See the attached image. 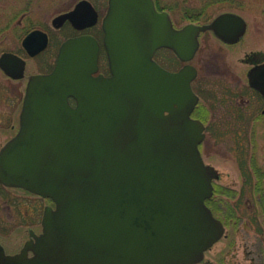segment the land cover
Wrapping results in <instances>:
<instances>
[{
	"label": "water",
	"instance_id": "1",
	"mask_svg": "<svg viewBox=\"0 0 264 264\" xmlns=\"http://www.w3.org/2000/svg\"><path fill=\"white\" fill-rule=\"evenodd\" d=\"M97 12L88 1L54 20ZM238 14H221L209 25L176 30L153 0H109L104 19L110 77L99 71V43L90 36L66 40L50 74L30 78L21 128L0 153V181L52 200L43 231L16 255L0 246V264H199L224 234L208 208L215 170L199 145L204 125L192 119L198 102L192 65L170 72L155 51L170 48L183 62L199 49V35L221 30ZM85 18H82L83 20ZM84 28V27H83ZM25 44L31 55L47 44L39 31ZM22 78L24 62L11 71ZM18 59V58H17ZM18 61V60H17ZM73 97L77 105L72 107ZM30 252L32 255H30Z\"/></svg>",
	"mask_w": 264,
	"mask_h": 264
},
{
	"label": "flooded vegetation",
	"instance_id": "2",
	"mask_svg": "<svg viewBox=\"0 0 264 264\" xmlns=\"http://www.w3.org/2000/svg\"><path fill=\"white\" fill-rule=\"evenodd\" d=\"M82 1L90 2L96 10L95 24L86 26L92 15H80V29L70 19L54 22L56 18L71 12ZM153 1L158 12L165 11L158 5V0ZM108 9L109 0H79L51 19H45L42 25H36L30 15H15L16 25L12 37H4L10 31L9 21L7 26L0 28L1 44L6 45L0 60L5 54L15 56L16 58L10 57L5 62V66L11 71H18L19 65L24 62L23 77L18 79L9 76L0 66V73L4 76L2 79L8 85V92H4L5 84L0 79V130H7L9 136L0 146V153L20 131L21 110L30 78L53 71L59 50L66 40L85 35L94 37L100 50L99 71L95 76H111L103 27ZM169 16L176 30L185 26L179 24L172 15ZM219 16L200 25L212 24ZM237 16L243 19L245 30L235 42L230 41L236 39L240 22L236 18H230L221 29L228 40L218 37L213 30L201 33L199 49L190 62H182L168 47L157 49L154 60L174 73L188 64L197 70L191 86L198 102L191 117L204 125L205 139L199 145L202 157L208 133H219L220 137H231L234 134L226 148L228 151L232 148L235 155H225L224 160L227 165L238 170L235 177H232L233 172L219 171L203 157L205 164L215 170L213 194L206 204L224 227L223 237L214 246L226 240L228 244L223 249L226 254L236 250L237 254L242 252L255 261L254 258L264 255V15H259L260 21L254 23V28H251L243 15ZM82 18L85 19L81 20ZM191 23L196 24L194 21L188 22ZM36 31L46 35L47 44L38 54L31 55L30 49L35 47L33 44L27 46L25 40ZM53 52H56L54 61ZM32 63L36 66L39 64L40 68L30 71ZM69 101L71 106H76L75 99L70 98ZM13 189L21 188L6 186L0 181V205L2 209L9 211V221L14 216L10 213L12 206L19 209L18 196L11 194ZM18 229L19 225L15 227L7 222L0 223V246L6 255L13 256L21 251L18 247L11 251L3 242L4 237L8 238ZM31 231H34L32 227L29 228V239ZM200 264L211 263L204 259Z\"/></svg>",
	"mask_w": 264,
	"mask_h": 264
},
{
	"label": "rangeland",
	"instance_id": "3",
	"mask_svg": "<svg viewBox=\"0 0 264 264\" xmlns=\"http://www.w3.org/2000/svg\"><path fill=\"white\" fill-rule=\"evenodd\" d=\"M78 1L79 0H0V28L7 26V22L9 21L8 26L10 31L6 32L7 36L4 37H12L16 25L14 19L15 15H30L36 25H42L45 19H51L62 10L74 6ZM159 2L182 26L188 24L189 21L202 24L221 13L235 12L243 15L251 28H254V23L260 21L259 15H264V0H160ZM200 12H203V14L198 15ZM1 42L0 39V55L6 46L3 43L1 44ZM55 55L56 52H53V61ZM37 68H40L39 64L36 66L35 63H32L30 71ZM203 74L202 72V75ZM2 77L4 76L0 73V79H2ZM204 77L205 76H203V78ZM4 84V92H8L7 82L4 81L3 85ZM2 129L0 130V146L9 137L8 131ZM1 133L3 135H1ZM233 137L234 134H231V137H220L219 133H217V135L215 132L208 133L202 153L207 163L212 164L219 171L233 172L232 177H235L238 170L228 164L232 168L230 169L224 160L225 155H235L232 148L229 151L228 148H226ZM226 139L228 140L226 141ZM11 191L12 195L18 196L19 209L17 210L16 207L12 206L10 213H13L14 216H12L13 220L9 221V211L7 209H2V205H0V223L7 222V224L14 225L15 227L19 225L18 230L14 231L8 238L4 237L3 242L8 249L12 251L17 250V247L22 249L25 242L29 239V228L32 227L38 234L42 232L41 221L44 209L46 205L54 207V204L49 200L43 199L23 189H13ZM227 244L228 241L226 240L218 243L213 249L206 252L205 259L209 260L211 264H264V255L254 258L256 260L253 261L252 257H248L247 254H242V252L237 254L236 250L231 254H226L223 249Z\"/></svg>",
	"mask_w": 264,
	"mask_h": 264
},
{
	"label": "trees",
	"instance_id": "4",
	"mask_svg": "<svg viewBox=\"0 0 264 264\" xmlns=\"http://www.w3.org/2000/svg\"><path fill=\"white\" fill-rule=\"evenodd\" d=\"M160 0H158V5L159 6H161V3L159 2ZM162 7V6H161ZM163 8V7H162ZM163 9H165V10H167L166 8H163ZM203 14V12H200V14H198V15H202Z\"/></svg>",
	"mask_w": 264,
	"mask_h": 264
}]
</instances>
